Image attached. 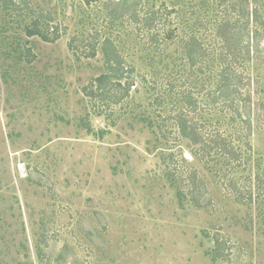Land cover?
I'll return each instance as SVG.
<instances>
[{
	"label": "rangeland",
	"instance_id": "rangeland-1",
	"mask_svg": "<svg viewBox=\"0 0 264 264\" xmlns=\"http://www.w3.org/2000/svg\"><path fill=\"white\" fill-rule=\"evenodd\" d=\"M4 1L0 264H264V192L257 200L255 184V168L264 164V117L253 119L247 132L251 150L245 172L229 173L213 159L210 165L194 159V144L175 129L169 134L171 151L161 154L158 148L165 145L156 141L157 134L131 117L139 114L137 106L152 111L156 95L144 78L152 81L153 73L163 76L165 69L153 62L159 51L149 46L147 33L136 25L108 33L136 78L120 104L113 102L124 90L106 96L113 106L108 121L102 98L92 101L82 91L106 72L101 50L89 58L69 49L82 20L104 16L103 2L84 7L80 0H15L28 8L19 17L10 0ZM134 1L143 15L158 17L155 29L177 30L174 42L161 45L172 56V72L186 61L181 41L194 36L203 42L206 65L228 62L244 84H251L246 88L263 89L264 0ZM56 4L65 7L67 34L51 43L28 37L25 28L37 17L32 10L49 11ZM261 97L253 93V100ZM195 118L198 125L204 122ZM170 152L183 156L181 162L166 161ZM168 172L176 175L185 198Z\"/></svg>",
	"mask_w": 264,
	"mask_h": 264
},
{
	"label": "trees",
	"instance_id": "trees-1",
	"mask_svg": "<svg viewBox=\"0 0 264 264\" xmlns=\"http://www.w3.org/2000/svg\"><path fill=\"white\" fill-rule=\"evenodd\" d=\"M14 1L10 0V5L13 6L10 7V10L18 12L19 17H22L24 10L28 8H23L22 5ZM52 1L50 0V3ZM80 1L84 7H91V5L102 1L105 8L103 9L104 16L100 20L85 19L80 22L81 26L77 25L76 32L72 34L70 39L69 49L76 56L84 54L83 57L89 58H96L98 50H101L106 72L92 79L82 88V91L84 96L92 101H98L102 98V109L107 107L106 110H103L105 111L103 113H106V120L110 121V113H113V106L106 104V96L111 93L113 96H117L119 95L115 93L117 90H124L125 94L119 96L118 102H113L119 103L128 97L129 92L136 84L133 71L130 70L121 56L115 39L108 33L136 25L138 30L149 35V46L159 51L158 61L155 59L153 62L163 64L165 69L162 71L164 72L163 76H158L160 72L153 73L151 75L152 81L144 78V83L146 85L150 83L152 88L148 89L155 91L156 96L151 103L152 111L149 112L146 108L141 110L139 107L143 106H137L140 111L137 115H131L133 120L145 122L157 134L156 141L165 145L158 148L161 150V154L171 151L172 148L167 147L169 134L175 129L183 139L185 138L194 144L191 145L193 148H190V154L194 159L208 163L210 158L215 162L214 166L221 164L228 169L229 173L238 174L241 170L245 172L250 163V154L247 152L251 150L247 132H252L253 119H256L257 123V120L260 119L261 121L264 117V86L262 90L260 86L256 87L255 92L246 88L247 86L251 87V84H244L243 76L236 69L233 70L228 62L225 65H206L203 42L194 36L181 41L185 44L183 52L186 55V61L180 68L172 72L168 66L172 56L169 53L164 54L165 51L161 49V45L176 40V29L164 34L158 28L155 29V20L158 17H154L150 13L144 15L151 17H145L142 14L144 8H141L139 1ZM4 2L7 3L6 0ZM164 11L170 10L165 8ZM32 14L37 15V17L25 28L28 37L36 36L51 43L67 34L69 27L65 24L66 18L63 20L65 7H59L56 4L51 6L49 11H44L41 6H38L32 10ZM167 19L169 18H165V20ZM165 23L171 24L172 21L167 20ZM140 25L143 26L140 28ZM94 32L96 33L94 34ZM103 32L105 36L99 40L98 36ZM254 39L258 41L257 33ZM258 49L259 46H257V51ZM198 63H201L202 66L197 67ZM204 67L207 69L205 77ZM198 85L204 89L195 90ZM253 93L258 97L262 95V97L253 100ZM200 95L204 97L203 100H200ZM199 115L204 121L200 125L197 124L195 118ZM193 116L194 121L192 120ZM195 145H198L199 148H194ZM181 158L183 156L170 152L165 160L171 162L177 159L181 162ZM255 170L257 200H259L261 198L260 192H264V164H257ZM166 175L177 191H180L181 188L176 175L170 172ZM196 179L197 177L194 175L192 180L198 182L199 180ZM179 193L182 198L187 195L183 190Z\"/></svg>",
	"mask_w": 264,
	"mask_h": 264
}]
</instances>
